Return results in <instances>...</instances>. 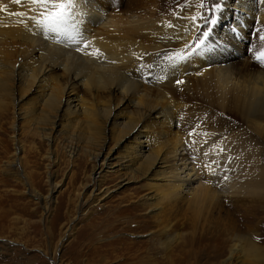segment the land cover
<instances>
[{
    "label": "bare ground",
    "instance_id": "bare-ground-1",
    "mask_svg": "<svg viewBox=\"0 0 264 264\" xmlns=\"http://www.w3.org/2000/svg\"><path fill=\"white\" fill-rule=\"evenodd\" d=\"M118 1L120 8L114 11L111 3L115 0H82V11L73 23L88 41L83 52L93 53L85 55L70 40L45 35L30 21L27 27L18 23L21 17L15 13L28 11L27 0L19 5L0 0V108L21 102L15 87L21 91L40 88L37 109L17 110L16 116L28 119L33 131L48 143L52 139L46 133L60 135L64 116L71 117L66 132L70 155L80 151L83 161L92 160L98 183L105 180L104 167L116 169L117 188L139 178L148 183L156 179L157 183L151 182L155 190L143 199L155 201L154 210L161 204L164 209L144 220L139 219L141 212L150 209L145 204L130 202L120 208L121 214L136 218L130 222L137 230L143 229L142 223L154 227L147 240L127 243L124 259L126 264H183L188 254L183 249L196 242L195 221L204 208L211 209V204L222 199L254 211L251 219L264 212V67L255 60L264 43L256 38V30L264 27V3L222 0L221 8L211 13L216 24L210 28L207 47L174 66L168 55L189 53L185 43L194 47L202 31L190 17H199L214 0H205L202 10L195 6L199 0ZM168 22L175 27H166ZM250 29L251 48L245 55L241 42L250 37L246 34ZM96 50L101 54L98 57ZM47 80L52 84L46 86ZM165 89L173 91L179 101ZM79 92L85 97H78ZM114 96L118 97L115 104L110 101ZM123 106L132 111L119 117L115 113ZM102 125L116 129L112 139L123 153L113 156L102 137L106 131ZM163 128L187 133L195 129L199 135L181 137L170 132L175 137L163 152L156 148L147 154L152 151L150 141L164 133ZM193 140L198 143L193 145ZM96 161H101L99 168H95ZM210 161L216 162L211 169L204 166ZM189 210L190 217L181 226L190 232L181 238L174 219ZM244 244L254 260L264 262L261 248L235 234L226 245L230 257L242 254ZM176 251L183 252L179 253L182 257L174 255Z\"/></svg>",
    "mask_w": 264,
    "mask_h": 264
},
{
    "label": "rangeland",
    "instance_id": "rangeland-1",
    "mask_svg": "<svg viewBox=\"0 0 264 264\" xmlns=\"http://www.w3.org/2000/svg\"><path fill=\"white\" fill-rule=\"evenodd\" d=\"M173 3H177V0ZM116 4H119L118 0L111 3L114 11L120 8ZM211 7L204 10L205 14L211 15L208 12ZM212 18L215 17L212 15ZM211 26L205 25L207 28ZM251 26L254 27L253 24ZM252 32L250 29L246 33L250 37L241 42L245 55L249 52L248 48H251ZM53 78L55 79V75ZM45 83L46 86L51 85L52 80ZM15 89L22 95L18 93L22 98L19 106L8 103L7 107L0 108V264H126L124 258L128 252L127 243L147 240L154 227H147L142 223L143 229L137 230L136 224L130 222L136 218L121 214L120 208L130 202L145 204L150 209L141 212L139 219L145 217L144 220H148V216L156 214L161 208L164 209L165 204H161L158 210H154L152 203L155 201L146 202L143 199L146 194L155 190L156 187L151 182L157 183L156 179L148 183L145 179L137 178L138 180L117 188L115 185L118 182V173H114L116 169L104 167L105 180L98 183V177L92 172L94 162L83 161L85 158L80 151L70 155L72 148L67 143L66 132L72 118L64 116L60 135L57 131L46 133L52 139L48 143L39 133L33 131L28 119L21 120L15 113L17 110L35 111L40 88L33 86L23 91L20 87ZM169 90L165 89L167 94L173 100L179 101L175 93ZM79 96L85 97L83 92H79ZM117 98L111 97V103H117ZM117 111L115 114L120 113L118 116L121 117L132 109L123 106ZM102 127L106 129L104 125ZM115 130L107 127L102 136L107 141V147H112L113 156L123 153V149L117 148L115 140L112 139ZM163 130L165 134H157V139L152 138V151L147 150V154L154 152L156 148L163 152L165 146L173 141V132L181 137L189 134L183 129L172 132L164 128ZM126 144L127 142L122 146ZM95 164V168H99L101 161H96ZM54 185H57L55 190ZM91 190L94 196L89 194ZM105 191L106 195L101 197ZM221 200L217 204L213 203V206L211 204V209L204 208L197 215L195 234L198 239L183 249L188 252L184 254L186 260L183 264H264L260 259L254 260L249 255L245 244L243 255L236 253L231 257L226 247L235 234L248 239L264 251V212L251 219L254 211L248 212L245 206L236 207L234 202L226 203L227 201ZM182 203L185 209L186 203ZM134 214L139 213L136 211ZM190 214L191 210L186 214L182 211L175 216L174 222L180 227L178 232L181 238L190 232L181 226ZM179 253L183 252L176 251L174 255L182 257ZM104 254L106 257L101 259Z\"/></svg>",
    "mask_w": 264,
    "mask_h": 264
},
{
    "label": "snow or ice",
    "instance_id": "snow-or-ice-1",
    "mask_svg": "<svg viewBox=\"0 0 264 264\" xmlns=\"http://www.w3.org/2000/svg\"><path fill=\"white\" fill-rule=\"evenodd\" d=\"M16 4H21V0H13ZM28 2V11L22 13H15L21 17L18 23L25 24L28 26V22L30 21L36 27H38L42 33L54 34L57 37H62L66 40L72 41L77 45L76 51H81L82 54L85 55H93L92 52H83V49L88 48V41L83 37L82 33L76 29V25L73 23L74 18L78 11H82L81 5L82 0H27ZM261 3H264V0H260ZM222 0H214L212 8L208 9L209 13H213L215 10H219L221 8ZM198 10H202L205 8V0H199V2L195 5ZM31 13V15H29ZM192 23L196 24L197 27L202 28L196 37V44L193 47L192 45L185 43L184 47L189 49V53H181L176 52L173 56L169 54L167 59L174 66H178L179 63L189 58L190 54H199V52L203 51L208 44V41L211 39V29L205 27V25H214L216 21L212 18V15H206L203 11L200 12L199 17L196 15H192L190 17ZM198 20L204 21V24L201 25L197 23ZM166 27L173 28L171 22H168ZM258 34L256 38L264 42V27L258 28L256 30ZM56 43H61L60 40L54 41ZM101 55L99 50L95 51V56ZM255 60L258 64L264 67V43L261 44L258 49ZM177 84L183 83L181 80L176 81ZM193 134L199 135V133L190 132L189 135ZM193 145L198 143V141H191ZM222 152L223 149H220ZM205 156H208L209 153H204ZM215 161H210L205 163V167L211 169V166Z\"/></svg>",
    "mask_w": 264,
    "mask_h": 264
}]
</instances>
